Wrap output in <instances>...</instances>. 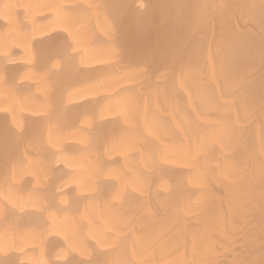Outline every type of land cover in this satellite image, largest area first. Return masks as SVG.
<instances>
[{
	"label": "bare ground",
	"instance_id": "obj_1",
	"mask_svg": "<svg viewBox=\"0 0 264 264\" xmlns=\"http://www.w3.org/2000/svg\"><path fill=\"white\" fill-rule=\"evenodd\" d=\"M0 248L264 264V0H0Z\"/></svg>",
	"mask_w": 264,
	"mask_h": 264
},
{
	"label": "snow or ice",
	"instance_id": "obj_2",
	"mask_svg": "<svg viewBox=\"0 0 264 264\" xmlns=\"http://www.w3.org/2000/svg\"><path fill=\"white\" fill-rule=\"evenodd\" d=\"M2 252H4V249L0 248V253ZM0 264H8V262L4 259H0ZM88 264H92V262L89 261Z\"/></svg>",
	"mask_w": 264,
	"mask_h": 264
}]
</instances>
